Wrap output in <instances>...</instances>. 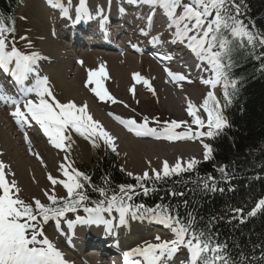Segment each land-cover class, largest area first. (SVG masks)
Instances as JSON below:
<instances>
[{
  "label": "snow or ice",
  "instance_id": "obj_1",
  "mask_svg": "<svg viewBox=\"0 0 264 264\" xmlns=\"http://www.w3.org/2000/svg\"><path fill=\"white\" fill-rule=\"evenodd\" d=\"M129 3L140 6L145 5L149 11L146 16V28L140 31L149 35L154 28L155 19L159 11L166 18V27L171 37L172 44H186V47L203 63L210 66L213 78L203 80L206 85L213 89L220 83L225 86L224 104L220 103L213 91H209L203 100L201 107L207 115V120L197 115L198 109L191 100L188 102L187 112L191 116L192 124L198 129L207 127V131H193L191 127L184 132H175L185 121L165 122L166 126L158 131L156 128L148 127L147 118L144 123L138 124L134 119L125 120L121 117L114 118L123 124L130 132L137 136H153L157 139L195 140L200 137L214 138L220 130L229 127L228 121L223 114L222 108L228 107L232 99L227 91L229 84L235 90L237 79L232 78V70L237 66V57L247 53L255 60L260 61L261 71H264V30L258 29L255 22H245L246 0H128ZM47 4L54 10H59L60 17L71 20L74 24L88 22L94 19L89 7V0H78L74 5L73 0H47ZM75 16L71 15L73 10ZM121 12L125 11L123 8ZM96 16L101 19V26L108 20L104 16V8L97 6ZM23 18V17H22ZM141 19V17H136ZM15 32L13 26L5 24L3 15H0V69L14 80L17 86L16 94L7 92L0 84V102L5 105L14 106L10 113L16 123L23 128L33 121L40 126L49 141L58 149L70 151L72 133H76L85 140L92 143L93 148L98 147L97 139H102L113 152H116L114 137L106 131L99 121L94 120L88 111V105H77L74 101L61 103L55 98L50 87L47 76L40 75L38 61L42 59L40 53H25L16 47L13 39L9 36ZM27 39V37H21ZM153 43L163 42V35L152 37ZM171 59V56L164 57ZM83 63L82 61L80 62ZM199 67V65H198ZM208 70V69H205ZM165 72L173 81H185L188 78L182 73H174L169 68ZM107 77L105 65H100L97 70L88 71L89 83L96 86L91 91L101 100H116L107 92L102 83V78ZM133 79L143 81L153 91L148 80L139 73L133 74ZM30 83H26L29 82ZM191 83V81H188ZM134 92V89H132ZM36 99H32V96ZM51 97L52 102H49ZM23 105V109L21 108ZM113 115V114H110ZM25 140L28 141L27 133ZM30 143V141H28ZM67 142V143H66ZM204 160L207 161L212 152L208 144H204ZM68 157L66 156L65 159ZM199 162L192 158L187 161L186 167L178 158L174 165L168 161L163 162L162 171L152 169L154 183L173 174L193 171ZM7 166L0 161V264H67L63 253L44 235L42 224L54 220L56 227H60L61 219L66 218L67 213H76L74 219L67 220L69 228L76 225L103 226L104 230L111 234L114 229L127 225L129 220L156 221L169 228L173 238L161 240L157 235V242L145 241L142 245L134 247L123 253V264H169L173 257L182 249L187 251L188 257L181 264H253L255 257H249L242 250L238 256L229 251L227 240L221 241L219 233L212 231L214 223L223 217H211L206 223L204 218H197L194 211H189L181 216L179 205L170 203H157L148 206L137 203L134 199L139 195V188L144 195L150 191L146 182L150 179L149 173L145 171L143 176H136L137 183L119 184L112 187L111 178H102L103 185L97 186L92 183V178L85 172L76 168H68L61 165L63 176L66 179H54L49 174L48 179L52 185L60 184L66 190V196H57L55 188L51 194L45 192L49 203L33 198L29 203L19 196V188L15 180L9 182L5 177L4 169ZM123 171V169H121ZM221 173V181H228L231 175L227 166L218 169ZM132 176V173H127ZM205 192H223L219 188L216 178L212 175L198 177L195 182ZM98 194V199H92L88 189ZM232 190V189H229ZM155 191V189H152ZM171 195H183V193L171 192ZM163 200V198H161ZM188 201H184L187 208ZM85 213L80 215L79 211ZM233 219L239 218L244 222L245 210L236 207L231 210ZM264 211V198L247 212V216H255L257 212ZM115 213V215H114ZM230 222V221H229ZM39 237H43L40 239ZM239 249L240 246L236 245ZM134 259H130L133 258ZM260 259L264 260V252Z\"/></svg>",
  "mask_w": 264,
  "mask_h": 264
},
{
  "label": "trees",
  "instance_id": "obj_2",
  "mask_svg": "<svg viewBox=\"0 0 264 264\" xmlns=\"http://www.w3.org/2000/svg\"><path fill=\"white\" fill-rule=\"evenodd\" d=\"M17 6L18 0H0V14L9 16ZM250 21L255 22L256 28L264 30V0H246L245 22ZM260 51L264 50L257 49ZM260 68V61L247 53L237 57V66L232 70V78L238 81L237 87L234 90L229 84L227 91L232 102L222 108L229 127L220 130L214 138H205L212 152L207 161H198L193 171L173 174L155 183L153 180L154 187L159 186L161 190L151 197L155 204L179 205L182 216L194 211L198 219L204 218L203 223L213 216L223 217L214 223L212 231L219 233L221 241L227 240L234 256L242 250L245 255L255 257L253 264H264L260 259L264 252V211L255 216L246 215L260 198H264V71ZM224 92L223 84L222 106ZM92 155L94 166L91 170L86 166L81 169L91 176L93 184L102 186L105 176L111 178L113 188L127 182L128 177L118 167L114 153L108 151L100 156L98 150H94ZM222 166H227L231 175L229 185L217 183L223 192H205L195 183L198 177L209 174L215 178L221 176L218 169ZM173 191L183 195L173 196ZM88 192L97 198V193ZM184 201H188L187 208ZM236 207L245 210L243 223L239 218H232L231 210Z\"/></svg>",
  "mask_w": 264,
  "mask_h": 264
},
{
  "label": "bare ground",
  "instance_id": "obj_3",
  "mask_svg": "<svg viewBox=\"0 0 264 264\" xmlns=\"http://www.w3.org/2000/svg\"><path fill=\"white\" fill-rule=\"evenodd\" d=\"M102 1V0H101ZM124 3L123 0H103L102 7L107 10L115 11L120 5ZM106 5V6H105ZM133 5V4H132ZM91 8V6H89ZM137 17L142 16L145 17V11L147 10V6L143 8V6L140 5V8H135ZM56 12L52 9L42 8L41 9V20H36L35 22L39 24L41 22L42 24H45L44 30H46V26L48 25V31L44 32L45 38L44 40L39 44L38 50L36 52L40 53V55L43 56V61L48 62L50 64L49 67L42 68V74L46 75L49 81V87L51 91L55 89H60L62 98L64 101H74L77 102L80 105L87 104L88 105V111L90 113L97 117V121L100 122V124H103L104 127H106V131H110L109 133L114 137V145L116 149L123 153L124 150H127L132 160L134 161V169L137 170L138 168H142L140 166V159L145 158V160L149 161L150 163L147 164V166H156L159 164L160 166L163 165V162L166 160L173 159L177 156V154H182L187 157V153L194 152L195 148L188 146V145H172V146H165L166 143L158 141L157 139L152 138L151 136H137V135H131V134H124L116 128V124L118 126L121 125L115 118L114 115H110L107 110L105 111V114L107 118L104 116V113L99 112L96 105L93 104V102L89 98V93H92L94 96H96L91 89L95 87L96 85L94 83H89L86 88H83V84L88 81V71L89 70H97L100 65H105V70L107 72V81H104L102 79V83L104 85V88L108 91L107 87L109 84L111 85L112 92L117 95V97L125 98L126 94L127 97L130 98V95L128 93L130 86L128 87L129 80L126 79V76L132 71H139L140 73H143L144 75H147L148 78H145L150 83L152 89H154V92L163 94L164 100L162 102V105L165 106L168 110L174 113H181V110L183 108H186L188 106L189 100L193 104H196L198 102V93L199 89H191L192 91H183L180 93L179 96H173L172 95V88H169L167 85L170 84L171 86H175L177 82L173 81L171 77L168 76V74L165 72V68H169L174 73H182L185 76H191L192 79L195 80H203V70L205 69L204 63H198V68L201 69V71L197 74L195 77L194 73L190 72L188 73L186 70H181L179 68L174 67V62H161L157 59H155L152 56L142 54L140 56H133L130 53L125 52L124 50L120 48L113 47L111 45H108L105 49L100 51L97 54H81L79 57L71 58L63 60L64 52H61L62 49H66V47H62L61 43L57 40L60 36L61 38L64 35V32H61L56 28V26H62L66 22L63 23L64 19L58 16H55V18L52 21H49V17L51 16V12ZM73 11V10H72ZM74 12V11H73ZM73 15V14H72ZM75 15V12H74ZM74 17V16H73ZM141 19H136L135 21H132L131 23V35L137 34L141 29ZM144 28V27H143ZM66 36V35H65ZM53 38H57L54 40ZM171 48L169 52H171L174 48L172 43H170ZM176 51L179 50L177 47L175 49ZM137 59L139 60V63L137 62ZM74 61V65L77 68L75 70L74 66H72ZM41 61V60H39ZM83 62L82 64L80 62ZM56 63V64H55ZM48 64V65H49ZM123 64V65H120ZM146 66H148V70H145ZM74 68V69H73ZM193 68V67H192ZM72 69V70H71ZM72 72L73 76L78 73L85 74L86 76H82L80 80H83L82 83L79 86L78 82H75V84H71L70 81H67L66 75ZM41 75V74H40ZM42 75V76H43ZM179 87V85H178ZM182 89V88H181ZM148 91L150 94L153 93V91L149 90V87L147 85H139L136 88H134V94L136 97L143 99L142 92ZM177 91V90H175ZM174 93V91H173ZM32 99H36V97L33 95L31 97ZM51 97H49V100ZM135 100V99H134ZM113 103V102H112ZM123 105V104H120ZM118 105V106H120ZM197 105V104H196ZM11 105H5L2 102H0V109L4 107H9ZM117 106V105H116ZM14 106L9 108V115L12 111ZM21 108L23 109V105H21ZM187 109V108H186ZM185 114V113H184ZM8 117V116H7ZM11 121L13 122L14 126L18 130L15 134L18 137V140H20V144L23 145L24 152L27 151V148L30 146V143L25 140V134L21 133V130L18 129L20 125L16 123V120L13 116L10 115ZM0 121H2L0 119ZM33 128H37L38 125L33 121ZM0 161H3V163L7 166L5 171V177L8 180H16L20 186L24 189V193L28 194L29 192L35 193L36 190L40 188L42 184H44L43 175L46 178L51 174L52 177H59L61 174H63V169L61 168V162L62 160H59L53 156L52 152H54L53 146H51L49 149L45 148V142L46 140L48 143H50L49 138L44 134L43 130L42 134L45 136V139L42 141L38 140L35 137V130H31L32 134L34 135H28V138H32L34 140V145L42 150L44 153V159H42V164L46 166V169H42L37 165L30 157L27 155V159L23 160L20 156V151L15 147L13 138L10 137V134L8 131L5 130V127L0 124ZM72 139L74 140L75 144V153H77L79 159L85 161L89 160V152L88 147L86 146V143L81 140H77L72 136ZM16 143V142H15ZM25 144L27 147H25ZM51 144V143H50ZM29 150V149H28ZM28 152V151H27ZM180 152V153H179ZM154 156L153 158H151ZM59 157H62L59 154ZM16 160V166L14 167L11 163V160ZM10 162L7 163L6 161ZM137 164V165H135ZM27 167H30L35 176H32L33 179H36L37 183L33 185L31 184L26 178L23 173L26 172L29 177V172L31 169L27 170ZM15 168V170H14ZM129 170V169H128ZM134 171V170H133ZM140 172V171H139ZM143 173V172H142ZM137 175V174H136ZM142 175V174H141ZM140 175V176H141ZM13 176V177H10ZM62 179V178H61ZM46 184V183H45ZM44 184V185H45ZM34 195V194H33ZM81 226V225H80ZM61 228V227H60ZM59 228H56L58 230ZM65 232V231H64ZM68 232V231H67ZM132 232H135V229L132 230ZM124 230L120 231V235L122 236H129V234ZM141 241V238L135 239L131 243L124 244L126 248L131 247L135 243H139ZM62 241L58 242V245H61ZM57 248L58 246L54 244ZM137 247V246H135ZM70 257L68 254H66V257ZM81 256V255H80ZM85 261H89V264H105V261L99 260L96 255H93V253L87 258ZM74 259V258H73ZM79 260V258H78ZM173 261V260H171ZM169 263H173V262ZM76 264H82L81 260L77 261Z\"/></svg>",
  "mask_w": 264,
  "mask_h": 264
},
{
  "label": "rangeland",
  "instance_id": "obj_4",
  "mask_svg": "<svg viewBox=\"0 0 264 264\" xmlns=\"http://www.w3.org/2000/svg\"><path fill=\"white\" fill-rule=\"evenodd\" d=\"M40 1L41 0H21V4L19 5L18 10H17V15L19 16V18L23 17L22 18L23 20H20L18 22V38L20 40H22L21 37L25 36V35H27L28 37H31V38H29L27 40L21 41L20 46H23V45L30 46L31 45L30 40H34L33 37L36 38V39L39 38L38 41L36 42L35 52L38 50L39 44L45 38L44 32L48 31V25L46 26V30H44V27H45L44 23L42 24L41 22H39V24H38V23L35 22L36 20H41L42 19L40 11L44 7L41 6ZM77 1L78 0H73V3H77ZM102 2H103V0L102 1L101 0H91L89 6H91V7L96 9L97 6H102L100 4ZM73 11H72V14L74 15L75 11L74 12ZM54 15L58 16V12H51V16L49 17V21H52L55 18ZM58 26H59V24H58ZM58 26H56V28H58ZM53 39L56 40L57 38H53ZM61 52L65 53V54H62L63 57H64L63 60H65V61H66V59L68 60V56H69V54L71 52H68L67 49H62ZM70 61L73 62L72 66H74V68L76 70L77 68L74 65V61L73 60H70ZM137 62L139 63L138 59H137ZM46 64H49V63L46 62ZM120 65H123V64H120ZM49 66H50V64L48 65V67ZM148 68L149 67L146 66L145 70H148ZM69 74H67L65 77H66L67 81H70L71 84H73V85L75 84V82H78L79 86H80L82 81L84 79H86V78H84L83 80H80L82 76H86L85 74H82V73H78V74H75V76H73L72 72L70 71ZM43 76H46V75H43ZM127 77L128 76H126V79H127ZM186 77L188 79L185 80L186 81L185 84H176L175 86H171L170 84L167 85L169 88H172V89H170V90H172V92H171L172 95L180 97V93L185 91V90L191 92L192 91L191 89H193V90L194 89H197V90L199 89V93H198L197 96H198V99H199V97H201V99L199 100V102L201 103V101L203 100L202 99L203 98V93L205 91V89L200 86L202 84V80L199 81V80L192 79V77L190 75L186 76ZM102 79L104 81H107V77L106 78H102ZM189 80L193 83L190 86L188 85V83H189L188 81ZM84 85L86 86V83L83 84V88H86ZM178 85H179V87H178ZM129 86H130V84H128V87ZM107 89H108L107 92L116 100V103H112V101L108 100V99H106L104 101H101L97 96H94L88 90L90 100L93 102L94 105L97 106L99 112L104 113V116L106 118H107V116L105 114V111L107 110V112L109 114H113L114 116H118L119 117V115H121V117H123V118H127V117H131L132 118L133 117L137 121L147 118L148 123L150 124V126H152V128H156V129L165 127L166 126L165 122H171L173 120L181 122V120H182V121H185L187 123L186 124H181V126L179 128L174 130L175 132H184V131L188 130L189 126L191 127V129L193 131L200 130V129H198L197 125L192 124V119L193 118L188 115V112H187V109H186L187 107L183 108L181 110V113L180 112L179 113H174V112H171L170 110H168L165 106H163L162 102L164 100H166V99L163 98L164 95L162 93L159 94V93L154 92V94L152 93L151 95L150 94L145 95L142 92L143 99L137 97L135 100H131V96L129 98V97H127V94H126L125 98H121V97L118 98L117 95L112 92L110 84L107 87ZM175 90H177V91H175ZM173 91H174V93H173ZM52 93L55 96V98L57 100H59L61 103L68 102V101H64L63 100L60 89L57 88V89L53 90ZM49 102H52V100H49ZM76 104L80 105L77 102H76ZM120 104H123V105H120ZM118 105H120V106H118ZM10 107H12V105L9 106V107H4V108L0 109V119L2 120V121H0V124L5 127V130L8 131V133L10 134V137L12 138V140H13V138L15 139V140H13L14 141V145L20 151V156H21V158H23V160H26L28 158L27 155H29V157L37 165H39L40 168L46 169V166L44 164H42V162H41L42 159H44V153L42 152V150H40L39 148H37L34 145V140H32V138H28V139H30L29 140L30 141V146H28V147H31V149L27 148L28 152L27 151L24 152L23 145H21L20 144V140H18L19 136L15 137V134H16V132L18 130L14 126L13 122L11 121V118H10V115H9V112H10L9 108ZM198 107L199 106H197V109H198ZM13 109H14V107H13ZM197 115H200L206 121V119H207L206 115L203 114L202 112H200V109H198ZM95 120H96V118H95ZM101 125H103V124H101ZM115 126H117L116 128H118L117 124ZM103 127H104V125H103ZM0 129H1V127H0ZM104 129L106 130L107 128L104 127ZM175 141H178V140H175ZM44 142L46 143L45 144V148L47 147L49 149L51 146H53V148H55L54 145L48 143L46 140H44ZM190 143H191L190 145L189 144H184L183 142H177L175 144L166 143L165 146L169 147V146H172V145H179V144L191 146V147L195 148L194 152H191V153L189 152V154L187 153V155H186L187 157H185V155H182V154H177L178 158H181V160L184 159V157L185 158H192L193 157L196 160L197 159H201L202 158V152L204 151L203 150L204 149L203 144H201V142L199 140H197L196 142H190ZM0 144H1V142H0ZM87 145H88L87 147L89 148V144H87ZM25 147H27L26 144H25ZM75 150H76L75 147L73 145H71V149H70L69 152L72 155V157L75 159V162L82 163L84 165H89L91 167L93 166V163H91L92 160H91V151H90V149H88L89 160H85V161L79 159L77 153H75ZM52 154H53V156H55L58 159V161L62 160V157H59V153H57L55 150H54V152H52ZM117 154L119 156L120 166L125 170V172L132 173L133 174L132 176H135V177L136 176H140L142 174V172H145V171H147L149 173V175H152L153 172L150 174V169H156V170L159 169V167H156L157 165L156 166H147V164H149L150 162L145 160V158L143 157V158L140 159V166L142 168H140V169L138 168L137 170H135L134 166H133L134 165L133 164L134 161L132 160V157H131L130 153L127 150H124L123 153L118 151ZM153 157L154 156H152L151 158H153ZM176 157L173 158L174 160L172 158L170 159V165H174L175 161H177V159H178V158L176 159ZM188 160L189 159H185V160H182V161H188ZM6 162L10 163L8 161H6ZM168 162H169V160H168ZM16 163H17L16 160L12 159L10 164H12L15 167ZM61 164H62V162H61ZM135 165H137V164H135ZM29 169H31V168L27 167V170H29ZM5 170H6V168H5ZM14 170H15V168H14ZM160 171H162V167H161ZM23 175L26 178H28V180H29V182L31 184L33 183V185H34V184L37 183L36 179L32 178V176H35L32 169L29 172V177H28V174L26 172H24ZM10 177H13V176H10ZM42 177H43L44 182L46 183V184L44 183L45 185L42 184L40 186V188L43 189L44 186H47L48 181H46V176L44 177V175H43ZM12 180H14V179H12ZM16 180H17V178H16ZM19 188H20V193L22 194L21 195L19 193L20 197L24 198L23 196H26L27 200L28 199L31 200L32 197L35 198V199L43 200L42 192H40V190H42V189L39 188L40 190L39 191L36 190L35 193L33 191V192H29L28 194H26V193H24V189L22 188V186H20V184H19ZM47 191L50 192L49 190H47ZM33 194H34V196H33ZM139 223H141V222H139ZM57 232L61 236L63 234V232H64V228H62V227L60 228L59 227ZM127 233H129V232H127ZM150 239H153V238L151 237ZM132 246L135 247V246H140V245H137L135 243ZM90 252H91V250L87 249V251L85 253L88 254ZM84 259H86V258L84 257ZM81 263L82 264H89L90 262L86 260L85 263H83V262H81Z\"/></svg>",
  "mask_w": 264,
  "mask_h": 264
}]
</instances>
